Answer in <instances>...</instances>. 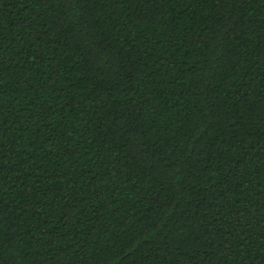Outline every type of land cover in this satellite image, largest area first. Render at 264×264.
<instances>
[{"label":"trees","instance_id":"obj_1","mask_svg":"<svg viewBox=\"0 0 264 264\" xmlns=\"http://www.w3.org/2000/svg\"><path fill=\"white\" fill-rule=\"evenodd\" d=\"M0 264H264V0H0Z\"/></svg>","mask_w":264,"mask_h":264}]
</instances>
